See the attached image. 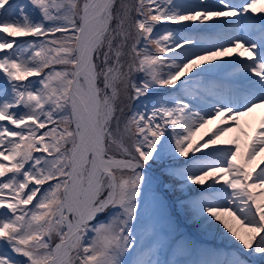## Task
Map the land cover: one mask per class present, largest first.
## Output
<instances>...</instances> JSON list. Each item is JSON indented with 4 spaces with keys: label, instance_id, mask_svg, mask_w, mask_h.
Listing matches in <instances>:
<instances>
[{
    "label": "snow or ice",
    "instance_id": "1",
    "mask_svg": "<svg viewBox=\"0 0 264 264\" xmlns=\"http://www.w3.org/2000/svg\"><path fill=\"white\" fill-rule=\"evenodd\" d=\"M262 4L0 0V264L264 260V166L253 175L264 153V112L243 150L236 137L226 142L233 147L194 156L230 132L247 138L242 118L264 110V7L254 15ZM165 24L182 27L157 28ZM220 28L229 30L224 43L183 34ZM23 37L34 39H16ZM236 49L248 56L217 61ZM204 64L211 67L193 72ZM226 67L233 78L193 89L203 73ZM166 87L199 92L198 104L165 98L157 89ZM126 100L143 110L126 115ZM221 118L231 124L195 147L197 132ZM179 158L183 166L164 164V175L181 190L200 186V198L188 202L193 219L222 226L238 252L196 248L164 198L145 195L146 169ZM189 255L196 258L181 259Z\"/></svg>",
    "mask_w": 264,
    "mask_h": 264
},
{
    "label": "rangeland",
    "instance_id": "2",
    "mask_svg": "<svg viewBox=\"0 0 264 264\" xmlns=\"http://www.w3.org/2000/svg\"><path fill=\"white\" fill-rule=\"evenodd\" d=\"M188 2L190 3H195L196 1H189ZM234 2L236 3H240L242 2V0H234ZM261 14V13H260ZM239 19V18H237ZM258 19V18H257ZM177 26L178 25H172V24H165V25H158L157 28L158 29H162V27H168V28H172V29H177ZM182 26H179V28H181ZM229 30L227 29H223V28H220V29H213V30H208V31H203V32H191V31H187V32H184V33H187L188 35H197V36H200V37H206V38H211L213 41L217 42V43H224L227 39V36H226V33L228 32ZM234 35H243V32H240L239 30H237L235 33H232ZM0 35H3V34H0ZM8 39H13L12 37H9ZM18 40H29V38L27 37H23V38H16ZM149 47L155 51V46L154 45H149ZM237 56H239L240 58H243V57H247L248 56V53L244 52L243 49H236L235 52H232L229 54L228 57H225L226 59H234L236 58ZM208 64H204V65H198V70H195L193 72H199L201 70L202 67H206ZM61 67V66H59ZM231 72H235L234 69H232L231 67H226L222 70H218L216 73L215 72H206V73H203L201 76H204V77H209L210 79H207L208 81H216V80H220L218 79V75L221 74V73H225L226 70H229ZM166 70V69H165ZM223 71V72H222ZM227 77L230 78L231 75L230 73H227ZM142 75V74H140ZM235 76V74L233 75ZM30 80L32 81H35L37 80L38 78H35V77H32V78H29ZM0 82H2V78H0ZM179 84V82H178ZM173 88L171 87H166V88H163V89H157L158 92H162V93H167L168 91H172ZM184 95V94H182ZM196 96H199V95H196ZM184 99V102H188L190 103L191 101H193L194 99L191 97V95H184L183 97ZM172 100H175V99H172ZM132 102V101H131ZM136 103V102H135ZM135 103H131V106L129 108H125V114L126 115H131V111L132 110H135L137 109V107L135 106L134 108V105ZM126 104V107L128 106V102L126 101L125 102ZM195 105V104H194ZM142 106H140L138 109H141ZM4 123H7V122H4ZM228 124H231V122H228V123H221V124H218L216 126H214L205 136L201 137V138H198V137H195V147H198L200 144H203L205 140L209 139L210 137L214 136L215 134V130L220 128V127H225L227 126ZM245 126V121H242L241 120V127L243 128ZM258 126V125H257ZM256 126V127H257ZM9 127H12L11 125H9ZM171 127V126H170ZM246 127V126H245ZM246 129H248L250 132H253L251 131L248 127H246ZM246 129L244 128V130L246 131ZM248 132V131H247ZM248 134H250L248 132ZM243 137L245 140L248 138H245L244 136L241 135V133L239 131H234L233 133H231L230 137H229V140L231 141L232 139L236 138V137ZM250 144V143H249ZM242 145V150H243V144L241 143ZM232 146L230 143L229 144H226L225 146H223L222 148H227V147H230ZM213 149H216V148H212L210 150H213ZM209 150L208 148L206 149H201V151H207ZM245 153H246V150H244ZM198 153V152H197ZM197 153H194V155H197ZM193 156V153H190L189 154V157L188 159ZM184 159L185 158H179L178 160H165L163 163H154V164H151L150 167H148L146 169V176H150L152 174H154L155 172H158L161 174V176L165 179V184H168L170 185V187H165V184H164V189H163V192H164V196H165V201L168 205V211L170 212V209H169V204H168V201L167 199L168 198H173L174 200L177 199V197H183L182 200L180 201H184L185 203V206L184 207H181L180 206V201H178L176 204H175V213L174 215H172V211L170 212L173 220L175 221L176 224H184V225H188V227H183L182 229L184 230L183 233L184 234H188L189 233V226H194V223L192 222L193 221V218L191 216V210L190 208L188 207V202L191 201L189 199H184V197L188 194V193H194V192H197L200 190V186L198 185H189V186H186L184 189H179L178 188V182L167 177L166 175H164L163 173V167H164V164H167V163H175L177 165H180L182 162H184ZM264 159V153L261 154V157L257 158V160L255 161L254 165H253V170L254 169H259V167H261L263 164H261V160ZM162 167V169L160 168ZM11 175V174H9ZM7 177H5L6 179ZM154 179L153 177H151L150 179H148V181ZM149 190L147 191L149 193V198L151 197V195L153 194V192H157L159 193V189H160V183L159 182H154V181H150L149 182ZM222 186V183L221 185H217V187H221ZM260 189H256V192L257 194L260 193ZM147 192L145 193V195L147 196ZM164 198V197H163ZM230 219V218H229ZM238 227V225H237ZM194 230L195 232L200 235L202 238L204 239H214V241H218V240H228L230 243H233L234 245H238V242H235L233 239H230V238H226L225 235H223L222 233L225 231L222 229V226L218 229L216 227H212V228H209L207 227L205 224H202L199 220L196 221L195 223V227H194ZM187 239V237H186ZM188 241H190V239H187ZM192 243V241H190ZM211 246L212 243H207ZM196 248H198L197 246H195ZM206 246H200V249H205ZM209 248V247H208ZM218 248H221V247H218ZM213 249V248H212ZM224 253H235L234 250H225ZM15 255V254H13ZM18 259H21V260H24L26 258H23V257H17ZM184 257H182L181 259H183ZM254 259V257L251 259V261ZM253 263V262H251Z\"/></svg>",
    "mask_w": 264,
    "mask_h": 264
},
{
    "label": "bare ground",
    "instance_id": "3",
    "mask_svg": "<svg viewBox=\"0 0 264 264\" xmlns=\"http://www.w3.org/2000/svg\"><path fill=\"white\" fill-rule=\"evenodd\" d=\"M243 58H246V57H243ZM243 58H242V59H243ZM224 59H226V58H225V57L217 58V61L224 60ZM206 67H211V65L208 64ZM262 112H264V111H262ZM262 112H259V110H258V112L255 113L253 117H245V118H242V120H244V121H245V120H247V121H251V122L253 123V126H254V123H255V121L257 120V117L260 116ZM214 121H216V122H221V121H223V118H221V119H217V120H214ZM228 121H230V120H228ZM211 127H212V123L209 124V128H211ZM201 131H203V129L200 130V132H201ZM197 135H199V132H197ZM229 136H230V135H229V133H228V135L225 136V137H223V139L221 140L220 143H218V145L220 146V145L226 143L227 140H228V138H229ZM214 146H217V145H214Z\"/></svg>",
    "mask_w": 264,
    "mask_h": 264
}]
</instances>
